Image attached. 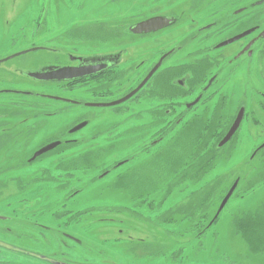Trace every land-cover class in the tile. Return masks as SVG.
I'll return each mask as SVG.
<instances>
[{
    "label": "flooded vegetation",
    "instance_id": "obj_1",
    "mask_svg": "<svg viewBox=\"0 0 264 264\" xmlns=\"http://www.w3.org/2000/svg\"><path fill=\"white\" fill-rule=\"evenodd\" d=\"M18 1L8 0L12 7ZM123 2L128 5V0H107L106 5ZM140 3L138 13L117 26L111 18L98 17L72 29L74 44L64 43L70 36L66 29L49 27L44 3L42 12H21L13 19V13L0 12L8 17L0 23V179H60L66 164L81 166L86 142L77 135L91 125L94 133L84 151L91 161L112 149L121 131L126 165L152 157L167 137L179 128H192L200 116H222L216 124L222 132L219 147L241 115L239 128L220 150L233 147L248 132V122L260 127L264 138V0H163L148 14L150 6ZM37 4L29 0L24 8ZM80 5L85 7L83 0ZM158 18L170 23L135 32L137 25ZM147 43L151 52L140 55ZM131 46L137 51L131 52ZM62 70V76H55ZM38 73L44 77L31 76ZM263 154L264 139L247 162H261ZM50 162L54 168L41 166ZM67 178H75V172ZM13 220L0 215L12 240L0 239L11 247L0 245V264L64 263L65 253L60 257L29 250L33 237L14 233ZM33 221L40 237L50 232ZM63 235L81 245L75 236Z\"/></svg>",
    "mask_w": 264,
    "mask_h": 264
},
{
    "label": "rangeland",
    "instance_id": "obj_2",
    "mask_svg": "<svg viewBox=\"0 0 264 264\" xmlns=\"http://www.w3.org/2000/svg\"><path fill=\"white\" fill-rule=\"evenodd\" d=\"M28 1L19 0L18 7H12L8 0H0V12L13 13L9 17L13 19L21 12H42L44 3L49 27L66 29L70 36L64 43L72 44L77 41L71 30L96 22L98 17L111 18L117 26L122 18L138 13L140 2L150 6L146 14L156 2L163 3L128 0L127 6L123 2L109 7L107 0H83L85 7L81 8L82 0H43L42 4L38 0L30 10L24 8ZM179 6L184 8V4ZM7 18L1 14L0 23ZM149 47L147 43L140 55L150 53ZM136 48L131 46V52ZM221 118L200 116L192 128H179L167 137L152 157L127 165L123 163L127 155L121 131L116 133L119 137L113 135L117 139L114 147L99 153L97 162L91 161L84 152L94 133L91 125L77 135L86 142L81 166L66 164L60 179H0V190L4 189L0 215L14 219L10 223L14 233L27 232L33 237L28 241L29 250L60 257L65 253L62 264H264V254L253 253L243 237L246 234L250 240L264 243V154L259 157L261 162H247L264 138L259 137L261 128L248 122V132L233 147L215 152L222 135L216 126ZM197 163L203 168L196 169ZM114 166L118 168L103 177ZM73 172L75 178H67ZM237 181L235 193L214 221ZM39 213L45 216L39 218ZM32 216L50 232L40 237L32 229ZM239 224L247 225L248 230L243 233ZM5 226L0 223V239L12 241ZM63 232L75 236L81 245L64 238ZM63 240L65 246L60 245Z\"/></svg>",
    "mask_w": 264,
    "mask_h": 264
},
{
    "label": "water",
    "instance_id": "obj_3",
    "mask_svg": "<svg viewBox=\"0 0 264 264\" xmlns=\"http://www.w3.org/2000/svg\"><path fill=\"white\" fill-rule=\"evenodd\" d=\"M165 23L169 24L170 21H168L167 19H163V18L148 20L147 22H144V23H141V24L137 25L136 28H135V32L136 33H140V32H143V31H145V32L156 31L157 30L156 28H157L158 25H160L161 28H162V26L164 27ZM21 54H17V55H15L13 57L19 56ZM13 57H11V58H13ZM11 58H9V59H11ZM63 72H64L63 70L59 71V73L56 72L55 76L56 75L57 76H62L64 74ZM31 76L36 77V78H40V79H42L44 77L43 73L42 74H40V73L31 74ZM132 96H133V94H131L130 96L126 97L125 99H122L119 102L114 103L113 105L123 103L124 101L128 100ZM109 106H111V105H109ZM241 119H242V117H241V115H239L238 118L236 119L234 125L232 126L231 130L229 131V133L226 135V137L219 144V147H222V146H224L225 144H227L229 142V140L232 138V136L235 134V132L239 128V125L241 123ZM83 127H84V125H81V126L75 128L72 132L78 131V130L82 129ZM54 146L55 145H51V146L45 148L42 152H46L49 149L53 148ZM237 185H238V181L233 185V187L231 188V190L229 191V193L227 194V196L223 200V202H222V204H221V206L219 208L218 214L216 215L214 221L218 218L219 214L223 211V209L225 208V206L227 205V203L229 202V200L233 196V194H234V192H235V190L237 188ZM0 245L5 247V248H11L10 246H7V245H5V244H3L1 242H0Z\"/></svg>",
    "mask_w": 264,
    "mask_h": 264
},
{
    "label": "trees",
    "instance_id": "obj_4",
    "mask_svg": "<svg viewBox=\"0 0 264 264\" xmlns=\"http://www.w3.org/2000/svg\"><path fill=\"white\" fill-rule=\"evenodd\" d=\"M215 152H218L220 149H219V147L217 146V147H215ZM202 162V161H201ZM195 168L196 169H202L203 168V165L201 164V163H197L196 165H195ZM260 214H258L257 215V217L259 216ZM256 217V218H257ZM247 226V225H246ZM246 226H242V225H240L239 224V226L237 227V228H241V230H243V233H244V231L246 232L247 230H248V227H246ZM242 233V234H243ZM243 237H244V239H246L247 240V242H248V245H249V247H250V249H251V251L253 252V253H255V254H264L263 252L264 251H261V249H264V243L263 244H261V243H257L256 241H253V240H250V237L248 236V235H246V234H243Z\"/></svg>",
    "mask_w": 264,
    "mask_h": 264
}]
</instances>
